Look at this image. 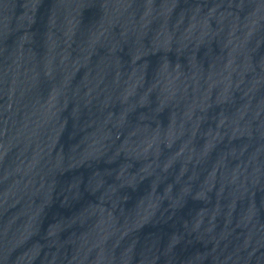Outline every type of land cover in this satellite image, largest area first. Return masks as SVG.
Here are the masks:
<instances>
[{
	"label": "water",
	"instance_id": "obj_1",
	"mask_svg": "<svg viewBox=\"0 0 264 264\" xmlns=\"http://www.w3.org/2000/svg\"><path fill=\"white\" fill-rule=\"evenodd\" d=\"M0 264H264V0H0Z\"/></svg>",
	"mask_w": 264,
	"mask_h": 264
}]
</instances>
